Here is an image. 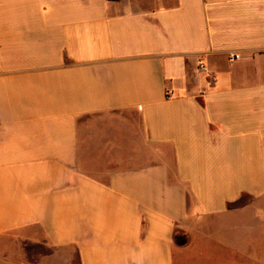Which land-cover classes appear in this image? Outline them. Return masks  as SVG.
I'll return each mask as SVG.
<instances>
[{"label": "crops", "instance_id": "0c3cea01", "mask_svg": "<svg viewBox=\"0 0 264 264\" xmlns=\"http://www.w3.org/2000/svg\"><path fill=\"white\" fill-rule=\"evenodd\" d=\"M263 198L264 0H0V264H254Z\"/></svg>", "mask_w": 264, "mask_h": 264}, {"label": "rangeland", "instance_id": "374dc122", "mask_svg": "<svg viewBox=\"0 0 264 264\" xmlns=\"http://www.w3.org/2000/svg\"><path fill=\"white\" fill-rule=\"evenodd\" d=\"M253 219L249 220V224L252 222L253 229V243L255 247L264 246V198L258 203H255L253 208ZM264 249V248H263ZM51 249H46L47 254L51 252ZM254 264H264V250L254 252Z\"/></svg>", "mask_w": 264, "mask_h": 264}, {"label": "built area", "instance_id": "2783aa9c", "mask_svg": "<svg viewBox=\"0 0 264 264\" xmlns=\"http://www.w3.org/2000/svg\"><path fill=\"white\" fill-rule=\"evenodd\" d=\"M201 70H202L203 72H205V71H206V68H205V67H202Z\"/></svg>", "mask_w": 264, "mask_h": 264}]
</instances>
